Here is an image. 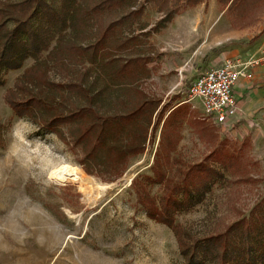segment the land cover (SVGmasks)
<instances>
[{"label": "rangeland", "instance_id": "obj_1", "mask_svg": "<svg viewBox=\"0 0 264 264\" xmlns=\"http://www.w3.org/2000/svg\"><path fill=\"white\" fill-rule=\"evenodd\" d=\"M140 4L138 20L129 30L136 36L133 46L116 55L146 60V76L134 87L148 98L159 99L160 105L186 101L188 84L197 74L223 60L231 44L246 42L244 37L230 39L232 30L252 34L264 28V0H199L174 14L157 32L150 29L164 12L181 5L180 0H137ZM31 64L27 59L18 70L5 73L0 86V264H182L171 231L145 215L150 201L158 207L162 187H142L139 178L151 177L154 165L174 184L176 174L200 162L217 141L226 140L229 147L241 149L252 162L245 172L254 182L217 181L199 203L175 214L173 221L197 236L218 232L239 214L246 215L264 195L262 164L250 156L247 139L228 140L219 127L199 120L204 129L201 138L189 123L183 124L178 144L167 159L165 142L170 139L165 136L159 143L157 124L143 153L125 160L112 179L116 166L111 161L105 168L95 167L98 173L87 172L92 168L89 162L79 164L83 152L70 140L72 127L44 128L22 117L26 123L19 126L16 143L21 163H9L4 157L12 143L10 129L20 117L7 106L4 94ZM71 69L68 75L75 74L77 79L84 75L87 84L97 79L96 66L75 63ZM49 77L58 81L61 73L51 70ZM103 92L100 109L108 113L124 110L130 104L122 101L129 103L136 97L126 88L108 87ZM188 106L197 117L199 103L191 100ZM234 124L230 120L225 129L235 137ZM207 163L217 170L216 164ZM63 165L76 168L79 178L52 180L50 173Z\"/></svg>", "mask_w": 264, "mask_h": 264}, {"label": "trees", "instance_id": "obj_2", "mask_svg": "<svg viewBox=\"0 0 264 264\" xmlns=\"http://www.w3.org/2000/svg\"><path fill=\"white\" fill-rule=\"evenodd\" d=\"M198 2L180 0L181 5L164 12L150 30L157 32L174 14ZM141 9L137 0H0V86L5 73L32 60L5 92V103L17 117L44 128L72 127L70 140L83 152L79 164L89 162L92 168L85 171L98 173L95 167L105 168L111 161L116 166L112 179L125 160L143 153L162 116L158 112L151 123L158 101L134 87L146 76V60L116 55L133 46L136 36L129 30ZM122 31L129 32L124 35ZM75 63L96 66L97 79L87 84L84 75L79 79L68 75ZM51 70L61 73L58 81L50 79ZM108 87L134 92L135 101H122L130 104L124 110L103 112L100 105ZM186 109L185 105L173 109L161 125L159 143L165 136L170 139L165 142V159L175 150ZM191 126L200 137L201 123ZM228 143L217 141L200 162L176 174L174 184L154 165L151 177L139 178L142 187H162L158 207L150 201L145 215L171 231L182 264H264V195L246 215L239 214L218 232L197 236L173 221L175 214L199 203L217 181L254 182L245 172L252 162ZM207 161L216 164L217 170Z\"/></svg>", "mask_w": 264, "mask_h": 264}, {"label": "crops", "instance_id": "obj_3", "mask_svg": "<svg viewBox=\"0 0 264 264\" xmlns=\"http://www.w3.org/2000/svg\"><path fill=\"white\" fill-rule=\"evenodd\" d=\"M241 37H244L243 39H245L246 42L238 45L231 44V46L223 52L221 58L238 57L241 60H245L248 57L261 58L264 56V28L255 30L252 34H248L247 31L237 32L233 30L229 33L230 39L238 40ZM252 38L255 39L250 41ZM232 94L236 104V114L231 118V121L235 123V131H233L235 137L231 136L226 130V132H224L225 138L228 140L236 137L239 138V140L246 138L249 143L250 156L253 157L254 161L262 164V169L264 171V62L251 70L250 79L239 78L233 87ZM155 100L158 101V106L156 111L152 114L151 123L155 115L157 116V113L162 111V116L157 126V128L159 127V132L166 116L179 106L185 105L187 107L181 126L188 123L190 126L192 123L194 125L198 120L204 123L201 119V108L197 117L192 116L190 107L188 106L189 102H186L185 99L179 100L171 106H168V104L160 105V100Z\"/></svg>", "mask_w": 264, "mask_h": 264}, {"label": "built area", "instance_id": "obj_4", "mask_svg": "<svg viewBox=\"0 0 264 264\" xmlns=\"http://www.w3.org/2000/svg\"><path fill=\"white\" fill-rule=\"evenodd\" d=\"M264 62V56L228 57L196 75L186 89V102L196 100L201 108V119L226 132L225 126L236 114L232 94L239 78L250 79L251 70Z\"/></svg>", "mask_w": 264, "mask_h": 264}, {"label": "clouds", "instance_id": "obj_5", "mask_svg": "<svg viewBox=\"0 0 264 264\" xmlns=\"http://www.w3.org/2000/svg\"><path fill=\"white\" fill-rule=\"evenodd\" d=\"M25 123L26 121H24L23 118H19L17 120V123L13 125L12 128L10 129V133L12 136V143L9 145L7 153L4 157V159L9 161V163H11L12 161H15L16 163H21V161L17 159L18 152L16 150V143L19 135L18 128L21 124H25Z\"/></svg>", "mask_w": 264, "mask_h": 264}, {"label": "bare ground", "instance_id": "obj_6", "mask_svg": "<svg viewBox=\"0 0 264 264\" xmlns=\"http://www.w3.org/2000/svg\"><path fill=\"white\" fill-rule=\"evenodd\" d=\"M50 178L56 182L66 180L76 181L78 177L77 169L68 165H63L50 173ZM81 179V178H80Z\"/></svg>", "mask_w": 264, "mask_h": 264}]
</instances>
